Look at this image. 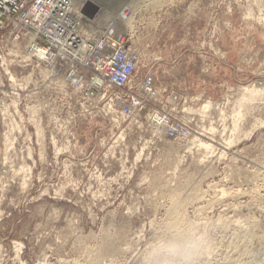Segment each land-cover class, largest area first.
Wrapping results in <instances>:
<instances>
[{
	"label": "rangeland",
	"instance_id": "obj_1",
	"mask_svg": "<svg viewBox=\"0 0 264 264\" xmlns=\"http://www.w3.org/2000/svg\"><path fill=\"white\" fill-rule=\"evenodd\" d=\"M151 1L126 31L154 82L132 89L134 117L108 113L111 93L57 91L0 43V264H150L177 189L207 191L180 208L192 264H264V0ZM153 111L190 137L169 151Z\"/></svg>",
	"mask_w": 264,
	"mask_h": 264
},
{
	"label": "built area",
	"instance_id": "obj_2",
	"mask_svg": "<svg viewBox=\"0 0 264 264\" xmlns=\"http://www.w3.org/2000/svg\"><path fill=\"white\" fill-rule=\"evenodd\" d=\"M78 26L69 10L68 0H0V32L3 30L0 43H7L8 39L21 41L32 35L35 41L28 50L33 56L42 48L45 52L41 58L43 64L60 60L65 65L58 72L77 75L78 82L72 94L85 87L90 92L111 93L110 102L119 105L127 117L132 116L134 110L142 108L139 96L133 93L136 90L132 89L140 87L141 92L151 93L153 77L137 78L140 62L132 54L125 37L120 39L112 32H106L97 41L83 43L80 34L75 32ZM21 65L37 66L29 62ZM156 121L165 136H190L187 127L173 126L159 113Z\"/></svg>",
	"mask_w": 264,
	"mask_h": 264
},
{
	"label": "bare ground",
	"instance_id": "obj_3",
	"mask_svg": "<svg viewBox=\"0 0 264 264\" xmlns=\"http://www.w3.org/2000/svg\"><path fill=\"white\" fill-rule=\"evenodd\" d=\"M68 2H69V10L72 12L73 19L79 23V26L75 32L78 35L80 34L79 36H80L81 40L83 41V43H87V41H97L106 32L107 33L112 32L115 37H118L120 39H122L124 37L126 38L128 35L126 31L130 30L132 27V15H133V13L138 8H140L142 6H147V5L148 6H150V5L155 6V2H153L151 0H68ZM88 38H90L92 40H89ZM34 41L35 40H34V37H32V35L26 36L21 41L8 39V41L6 43L7 45H9L8 51L10 52V54L13 55L12 59L9 61V62H11L10 64H12V62L13 63L14 62L21 63V64H24L25 62H29L33 65L36 64L37 65L36 67H44L45 69H41V72H40L43 74V78H45V79L50 78L49 84L52 85L57 91L65 92L66 94L71 95L73 92V89H75V84L78 82L77 75L76 74L75 75L74 74L66 75V74H63V73L61 74L60 72H58V69L62 68L63 65H65V63L63 61H60V60H54L52 63L50 62L47 65L43 64L42 63L43 59H41V58H43L45 52L42 48H39L38 50H36L37 53L35 54V56H33V52L28 50V47L30 45H31V47L33 46ZM131 52H132V54H134L136 56V58L138 59L137 61L140 62L141 61L140 55L137 52V50L134 49V46H132V45H131ZM0 56H2L0 58L1 62H6L5 53L0 52ZM5 66H6V68H8V65H5ZM29 83H31V82H28L26 85H28ZM253 96H254V94H251L250 98H252ZM91 98L92 97H90V99ZM106 109H107L108 113H110L116 120L119 119L121 116L127 117L121 108H119V107L115 108L112 101L111 102L108 101L106 103ZM116 109H118L119 111ZM141 111H142V109L134 110V112H133L134 114L130 117L136 116ZM145 116H148V114H146V112H145ZM149 116H150V119L152 121V124L154 125L155 128H157L158 121H156V120H157L158 112H155V111L150 112ZM163 134H164V132H163ZM189 137L190 136L171 138L168 136H164V138L171 140L168 142L166 141L165 145L167 146V149L169 151H173V150H175V147H174L175 142H182V140H187L186 138H189ZM189 140H190L189 143H194V144H197V146H203L205 148H210L209 144L202 142L201 139L197 136H193ZM139 154L140 153L137 154V157L140 156ZM260 177H261V179L263 178L262 173H261ZM214 185L219 187L216 184H213V187H215ZM213 190L214 189H212V191ZM234 191L236 194V190H234ZM180 192H181V189H177L176 191H174L170 194V202H171L170 206H172V210L169 211L171 213L170 214L171 219H170V221H168L169 223H167V224H169L168 227H170L169 228L170 230L171 229L174 230V233L169 234V237L165 240V243H171V244H177V245L184 243L183 242L184 240H182L184 236L181 235L180 230H182V229L184 230V228H182L183 226L181 224L187 223L188 219H187V222H185L183 213L181 212L182 209L180 210V208L187 201H188L187 202V204H188L189 201L191 202L193 200L194 201L197 200L196 202H198V204H199V202H201V200L203 199V195H205V193L207 191L205 193H204V190L202 192L200 191L199 193H196V194L194 193L193 195L190 196V200L184 199L187 201L183 200ZM220 192L222 194L225 193L224 189H221ZM215 196H217V195H215ZM214 199H215V201L213 200V202H217L215 197H214ZM205 200H207L209 202L212 200V198L210 200L209 199H205ZM185 207L186 206H184V208ZM200 207H202V206L199 205V209H200ZM203 207L201 209H203ZM196 209H198V208H196ZM199 209H198V211H199ZM183 211L185 212V210H183ZM198 211H196V212H198ZM189 223H191V222H189ZM187 224H184V226L186 227ZM193 224H195V223H193ZM180 225H181L182 229H180ZM189 226H191V225L189 224ZM189 226H187L186 229L189 230V228H188ZM193 227H195V226H193ZM182 233H184V232H182ZM185 235H186V232H185ZM157 246H158V244H157Z\"/></svg>",
	"mask_w": 264,
	"mask_h": 264
},
{
	"label": "clouds",
	"instance_id": "obj_4",
	"mask_svg": "<svg viewBox=\"0 0 264 264\" xmlns=\"http://www.w3.org/2000/svg\"><path fill=\"white\" fill-rule=\"evenodd\" d=\"M195 241L189 240L184 244L161 243L155 251L149 253L150 264H192V250Z\"/></svg>",
	"mask_w": 264,
	"mask_h": 264
}]
</instances>
